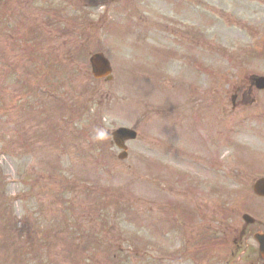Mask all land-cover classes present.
<instances>
[{"label": "rangeland", "instance_id": "obj_1", "mask_svg": "<svg viewBox=\"0 0 264 264\" xmlns=\"http://www.w3.org/2000/svg\"><path fill=\"white\" fill-rule=\"evenodd\" d=\"M253 76L264 0H0V264L245 262ZM94 127L134 129L127 158Z\"/></svg>", "mask_w": 264, "mask_h": 264}, {"label": "water", "instance_id": "obj_2", "mask_svg": "<svg viewBox=\"0 0 264 264\" xmlns=\"http://www.w3.org/2000/svg\"><path fill=\"white\" fill-rule=\"evenodd\" d=\"M90 62L95 69V72H94L95 77L108 75L111 71L110 67H109V63L100 54L93 55L90 59ZM257 86L259 88H263L264 87V79L261 78V79L257 80ZM120 135H122L123 137H128V138L134 137L133 134H130V132L128 130H125V129H120L114 134V136L115 137L118 136V138H120ZM253 190H254L255 194L260 195V196H264V179H260V180L256 181L254 186H253ZM244 219L246 221L248 220V218L246 216L244 217Z\"/></svg>", "mask_w": 264, "mask_h": 264}, {"label": "flooded vegetation", "instance_id": "obj_3", "mask_svg": "<svg viewBox=\"0 0 264 264\" xmlns=\"http://www.w3.org/2000/svg\"><path fill=\"white\" fill-rule=\"evenodd\" d=\"M251 227H256V230L249 232L248 235H251L253 233L259 232V233H263L264 232V218L261 220H257L253 223V225H251ZM245 231V229H242V232ZM236 247H241L240 244H235ZM247 258L248 260V264H264V253H261L259 251L258 246L255 245H251L250 247H247Z\"/></svg>", "mask_w": 264, "mask_h": 264}, {"label": "clouds", "instance_id": "obj_4", "mask_svg": "<svg viewBox=\"0 0 264 264\" xmlns=\"http://www.w3.org/2000/svg\"><path fill=\"white\" fill-rule=\"evenodd\" d=\"M104 119L107 120L109 117L105 116ZM109 137V131L104 127H94L92 130V139L95 141H105Z\"/></svg>", "mask_w": 264, "mask_h": 264}]
</instances>
